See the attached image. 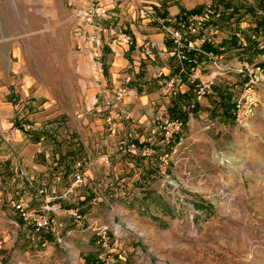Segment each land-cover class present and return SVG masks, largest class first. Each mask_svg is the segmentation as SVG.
I'll return each instance as SVG.
<instances>
[{
  "label": "rangeland",
  "instance_id": "1",
  "mask_svg": "<svg viewBox=\"0 0 264 264\" xmlns=\"http://www.w3.org/2000/svg\"><path fill=\"white\" fill-rule=\"evenodd\" d=\"M231 2L239 12L205 30L216 45L229 30H240L243 38L254 35L251 29L258 20L246 12L249 6L264 17L260 0ZM70 9L65 0H0V116L21 136L19 141H2L11 188L0 208L19 219L16 205L38 190V203L50 196L59 204L48 231L34 233L20 219L24 229L17 220L0 230V264H264V99L247 125L239 127L229 114L216 120L193 114L199 102L193 97L182 107L188 113L185 125L177 120L181 129L165 140L160 125L171 119L163 109L164 98L180 91L176 82L172 94L164 91L160 64L176 67L179 62L172 76L191 90L198 79L192 81L186 67L188 54L197 56L191 60L194 68L201 56L206 61L208 71L200 73L204 81L213 65L201 54V45L182 61L171 55L172 49H152L149 55L140 51L143 62L133 63L129 71L138 68V94L155 96L152 115L135 119L131 103L123 99L119 110L126 118L111 131L105 99L116 89L109 86L108 67L97 51L77 44ZM78 18L95 24L94 19ZM261 34L256 35L260 49ZM243 48L227 49L218 63L230 69L216 75L204 97L225 87L231 96L227 100L235 101L246 80L238 63L255 62L260 54ZM235 53L240 58L233 62ZM102 81L108 93L101 90L91 97L90 90ZM130 83L123 80L117 89L126 96ZM129 143L135 144L134 152L127 151ZM29 144L41 150L35 154L47 168L41 179L30 180L19 166L11 169L10 161L20 159L21 147ZM161 158L166 159L164 166ZM81 160L84 184L72 187L75 164ZM16 174L21 177L18 185ZM12 188L22 196L11 195Z\"/></svg>",
  "mask_w": 264,
  "mask_h": 264
},
{
  "label": "crops",
  "instance_id": "2",
  "mask_svg": "<svg viewBox=\"0 0 264 264\" xmlns=\"http://www.w3.org/2000/svg\"><path fill=\"white\" fill-rule=\"evenodd\" d=\"M65 1L67 2V5L71 7V16L68 20L72 28V34L77 40V44H83L84 49H95V52L97 51L95 53L97 54L96 56H101L100 58L103 65L106 64L108 67L107 69L109 71V86L115 90L121 86L123 80L131 82V86L127 87V95L124 99L127 104L131 103V106H129V108L131 111V116L135 119H141V116H143L145 119L149 118L150 115H152L151 107L152 105H154L155 100V96L153 97L151 93H137L138 87L140 86V84L137 83V79H135V76L138 74V68L134 66L133 70L129 71V69L132 68L133 63L139 65L141 61L143 62V59L145 57L140 52H143V46L150 42L154 44L155 49H162L163 51H166V49H172L171 55L176 52V49L174 48L169 36L163 32V30L160 28V25H158L149 16V14H147L146 11H151L153 13V17L156 16L164 18L166 20V25H169L171 27H178V20L180 21L182 17L189 11L199 8L201 11V8L203 6H209L210 4L215 2L214 0ZM260 2H262V0H260ZM95 6H99L105 11L102 17L94 18L95 24L85 23V20L77 17V12L86 11ZM144 15L149 16V19H146ZM139 17L142 20L136 21V18ZM96 25L98 28L96 27ZM79 27L81 30H79ZM237 32H240V30H229L227 32V35H225V39H221L219 45H216L215 41H211L207 33L187 35L184 39V42L185 44H189L193 47L201 45V47L199 48H202L203 51L205 47L208 46L209 49H211L209 52L217 54L222 59L223 56L226 55L227 49L233 48L237 52L244 50L243 47H245L246 45L240 47L238 42V45L235 48H230V44L234 41L233 37L237 34ZM120 34L129 35L131 37L130 43L128 44L120 42L119 39L116 40L115 38L119 37ZM235 55L238 56H236V58L232 60L233 62L238 61V59L240 58V54L235 53ZM202 58L203 57H201V59ZM204 58L206 57L204 56ZM201 59H199V62H197L196 67H198L200 71H208L206 67H203L206 61L201 62ZM207 61L210 62L208 59ZM160 66L161 69L165 72V74H163L165 76V79L163 81L167 82L170 79H174L180 93H190V100H192V98L194 97V89L192 88V91L190 89L191 86H189L186 81L183 83L181 79L177 80L175 75L172 76L173 69L178 68L179 62L176 63V67H171V64L165 63H161ZM148 70L149 69H147V71ZM238 77L239 82L242 83V77L239 75ZM200 78L201 80L205 79L203 74H201ZM106 85L107 83L103 81L101 82L100 86L97 84L96 87H93L90 90V96H96L101 90H103L104 95L107 94L108 92L104 88V86ZM214 90L215 92L211 90L210 94H208L196 104V106L193 108V114H197L198 116L200 114H204L207 115L208 119L211 120L219 119L223 117V114H229L230 118L232 119V103H230V99L227 100L226 98V96H230V94L227 93L229 92L228 88L223 87V89H220L219 92H217L215 88ZM1 96L2 95L0 94V98ZM164 99L166 106L165 108L163 107V109L167 110L171 98L167 97ZM226 100L229 102V104L225 103ZM187 102H185L182 107L185 106ZM10 126L11 123H9V121L5 117L0 116V201H4V199L7 200L11 188L8 186V179L5 174L8 167L9 157H7L6 144H4L5 142H2L3 131H6ZM14 140H21V136L19 133L14 134ZM21 149L22 152L20 155V159L18 158L13 163L12 161H10L11 169H15L17 166H19L20 171L23 175L25 173L24 171H26L28 175H31V180H33L34 178L41 179L42 176L46 175L47 168L44 165L45 163L42 159L37 158L35 155L36 153H41L38 144H29L28 146L23 145ZM14 177L16 178V183L18 185L19 180L17 177H19L20 179L21 177L17 174ZM11 190V195L12 193H14V190L18 191V189L14 188H12ZM38 193H42V191L38 190ZM38 193H34L35 195L33 194L28 202L27 200H23L22 197V203L25 201V204L28 207L40 206L41 204L38 203L39 199L37 198L39 195ZM14 194L22 196L21 191L15 192ZM21 196H19V198ZM17 220L18 222H20L18 217L13 216V213L8 214L7 211H4L2 210V208H0V230L5 229L8 223L17 225ZM22 223L20 222L21 225ZM24 228V225H22V229ZM1 248L2 246L0 244V249Z\"/></svg>",
  "mask_w": 264,
  "mask_h": 264
},
{
  "label": "built area",
  "instance_id": "3",
  "mask_svg": "<svg viewBox=\"0 0 264 264\" xmlns=\"http://www.w3.org/2000/svg\"><path fill=\"white\" fill-rule=\"evenodd\" d=\"M146 12L169 36L174 48L176 49L174 54L180 61L186 58L185 53L190 52V49H195L193 46L185 44V37L195 32L205 33L206 28L218 21L220 17L219 12L209 6L200 12L185 14L180 21L178 20V27H171L166 25V20L164 18L153 17V13L151 11ZM104 13L105 11L101 7L95 6L88 9L87 11L77 12V17L94 19L102 17ZM236 38L240 46L246 45L242 36L236 34ZM119 39L121 42L128 44L131 41V37L127 34H121ZM152 49H155L153 43L149 42L143 46V52L146 55H149ZM200 52L210 60L211 64L213 65V69L209 74V78L204 81L200 79L201 71L198 68H191L192 81L198 79V83L194 89V98L196 102L204 98L216 75L230 69L228 65H221L218 63V61L221 59V57L218 55L216 56L214 53L205 52L203 50ZM192 62L195 63V61ZM263 62L264 52H260L257 61L251 63L242 61L238 63V73L242 74L246 79L245 82H243L242 91L236 97L232 108L233 122L239 127H245L247 125V123L256 114L258 107L261 105L262 100L264 99V72L261 65ZM99 69H101L100 64ZM182 71H184L183 67L180 69V72ZM182 73L188 75L186 72ZM174 85V79L168 80L165 83L164 91L172 94L174 92ZM124 96V91L121 89H116L111 97H107L105 99V106L108 109L106 123L108 129L111 131L115 130L118 121L126 118L125 115L119 110V105L122 103ZM190 107H193V105ZM181 126V122L177 120L165 121L160 125V131L163 135V138L165 140L172 138L173 135H175L181 129ZM14 132V128H9L6 131H3L2 140L5 143H10L14 137ZM135 150L136 146L134 143L127 144V151L134 152ZM83 161L84 160L78 161L75 164L76 170L73 176L72 187H79L84 184L83 174L81 172L83 168ZM160 162L161 165L164 166L166 164V159L161 158ZM52 200V197L46 196L43 200V203L38 207H24L22 202L19 201L15 209L17 210L19 219L24 224L31 226V229L34 233L39 234L41 232L50 230L53 226V220L57 210L59 209V204L54 203ZM70 212L72 213V211ZM72 214L74 215V213Z\"/></svg>",
  "mask_w": 264,
  "mask_h": 264
},
{
  "label": "trees",
  "instance_id": "4",
  "mask_svg": "<svg viewBox=\"0 0 264 264\" xmlns=\"http://www.w3.org/2000/svg\"><path fill=\"white\" fill-rule=\"evenodd\" d=\"M214 1H215V3H217L216 6L221 8V10L217 9L216 11L219 12V14H220L219 18L222 19L223 21H229L233 17V15L238 13L239 10H240V7H237V6L233 5L231 0H214ZM196 12H200V8L192 10V11H189L187 14L196 13ZM246 12L249 13V14H252L254 16V18H256L258 21L256 22L255 27L251 29L252 33H254L255 36L252 35V37H250V38L246 37V36L244 37V40H245V43H246L245 47H246L247 50H249V49L254 50L255 49L258 52H264V47L260 50L259 41H258V38L256 36V35H258V33L261 34V32H262L261 35H263V38H264V17L258 16L256 14L255 9L252 8L251 6H249L247 8ZM233 38H234L233 39L234 41L232 40L233 41L232 44H233V47L235 48L238 45V43H237L238 40L236 38V35H234ZM210 50L211 49H209L208 46H206L205 49H204L205 52H209ZM194 58L197 59V56L194 55V53L190 52L188 54V56H187V59H186L187 61L185 62L186 67H188V69L192 68L194 66L192 61H191ZM190 99H191V95L188 92L187 93H183V94L182 93L175 94V96L171 98V101H170L171 105L167 108V112L169 114V118L171 120H180L185 125V123H186V121L188 119V113L186 112V110L184 111L182 109V105L185 102L189 101ZM233 103H232L231 108H233Z\"/></svg>",
  "mask_w": 264,
  "mask_h": 264
}]
</instances>
